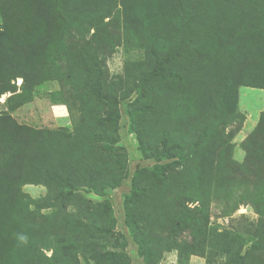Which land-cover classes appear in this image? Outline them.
I'll use <instances>...</instances> for the list:
<instances>
[{
	"label": "rangeland",
	"instance_id": "374dc122",
	"mask_svg": "<svg viewBox=\"0 0 264 264\" xmlns=\"http://www.w3.org/2000/svg\"><path fill=\"white\" fill-rule=\"evenodd\" d=\"M1 30L0 264H264V0H0Z\"/></svg>",
	"mask_w": 264,
	"mask_h": 264
},
{
	"label": "trees",
	"instance_id": "16d2710c",
	"mask_svg": "<svg viewBox=\"0 0 264 264\" xmlns=\"http://www.w3.org/2000/svg\"><path fill=\"white\" fill-rule=\"evenodd\" d=\"M3 13V11L1 12V14ZM3 32V30H1V32H0V34ZM264 115V114H263ZM256 134H258V131H257V133Z\"/></svg>",
	"mask_w": 264,
	"mask_h": 264
}]
</instances>
